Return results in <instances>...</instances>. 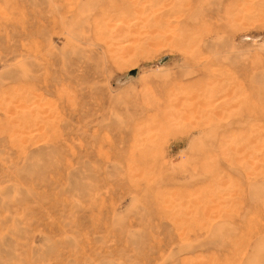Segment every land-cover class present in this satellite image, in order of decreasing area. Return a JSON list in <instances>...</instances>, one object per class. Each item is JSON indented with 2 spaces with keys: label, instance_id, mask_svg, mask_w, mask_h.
I'll return each instance as SVG.
<instances>
[{
  "label": "rangeland",
  "instance_id": "1",
  "mask_svg": "<svg viewBox=\"0 0 264 264\" xmlns=\"http://www.w3.org/2000/svg\"><path fill=\"white\" fill-rule=\"evenodd\" d=\"M0 264H264V0H0Z\"/></svg>",
  "mask_w": 264,
  "mask_h": 264
},
{
  "label": "bare ground",
  "instance_id": "2",
  "mask_svg": "<svg viewBox=\"0 0 264 264\" xmlns=\"http://www.w3.org/2000/svg\"><path fill=\"white\" fill-rule=\"evenodd\" d=\"M146 3V2H145ZM146 38V37H145Z\"/></svg>",
  "mask_w": 264,
  "mask_h": 264
}]
</instances>
